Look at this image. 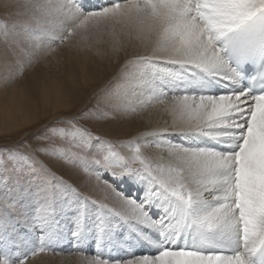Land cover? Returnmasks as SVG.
<instances>
[{
	"label": "snow or ice",
	"instance_id": "obj_1",
	"mask_svg": "<svg viewBox=\"0 0 264 264\" xmlns=\"http://www.w3.org/2000/svg\"><path fill=\"white\" fill-rule=\"evenodd\" d=\"M16 7L38 28L22 35L0 28V59L10 69L0 87L42 58L34 36L55 52L70 37L91 50L89 34L106 33L114 57L125 42L144 54L125 62L93 108L0 147V264H27L58 252L64 238L79 244L89 234L98 251L86 264H264V0H111L91 9L81 0H26ZM158 106L170 126L140 133L122 145L127 153L92 131L113 112ZM153 147L155 155L147 151ZM33 233L36 242L27 239ZM101 241L123 255H103Z\"/></svg>",
	"mask_w": 264,
	"mask_h": 264
},
{
	"label": "rangeland",
	"instance_id": "obj_2",
	"mask_svg": "<svg viewBox=\"0 0 264 264\" xmlns=\"http://www.w3.org/2000/svg\"><path fill=\"white\" fill-rule=\"evenodd\" d=\"M25 2L26 0H0V28L6 23L13 35H22L23 30L38 28L37 23L30 19V14L26 9L16 7ZM6 3H11L14 7L6 8ZM116 27L119 29V25ZM38 35L42 36V33L38 32ZM89 36L93 45L91 50L78 45L76 37H70L66 44L55 52H50L44 48L41 39H37L36 36L32 38V43L40 46L42 58L38 59L32 67L26 68L23 76H18L9 87H0V147L16 144L25 133L35 132L41 129L43 125L49 124L63 115L75 114L81 109L93 108L99 97L110 89L111 84L121 72L120 70L116 75H110L111 58L113 57L109 48L111 37L106 33L99 36L89 34ZM5 48L3 38H0V52ZM97 50L104 54L97 55ZM132 50L138 55L144 54V50L138 45L125 42L124 51L116 59L117 67L122 64L126 57L131 55ZM9 71L10 69L5 66V62L0 59V80L8 75ZM101 107L106 106L102 104ZM157 108L159 109V106ZM109 111L111 110L109 109ZM117 113H111L113 117L111 119L92 125V131L104 139L114 142L117 150L121 153H127L128 149L122 145L133 140L131 138L136 137L135 133H142L141 131L146 132L151 129L149 130L148 124L139 121L140 118L137 119L138 121H128L127 117L131 115L121 113L116 117ZM135 116L137 118L139 114L132 117ZM156 123L159 122L156 121ZM102 126H112L109 130L110 135L106 133L108 136H105L103 133H99L96 127ZM147 151L149 153L157 152L154 147L147 149ZM57 172L65 180L70 182L74 180V177L65 173L63 169L58 168ZM87 194L95 199L103 197V192L100 190H90ZM57 247L59 252H47L46 257L41 260L30 261L27 264H86V261L80 262L77 259L80 256L85 258V254L79 255L74 251L65 252L67 248L73 246L65 247L63 244H59ZM134 250L140 252L138 248ZM141 252L145 251L141 250ZM119 253H121L120 250H118L117 255ZM50 254L52 255L50 256ZM69 254L71 255L67 256Z\"/></svg>",
	"mask_w": 264,
	"mask_h": 264
},
{
	"label": "bare ground",
	"instance_id": "obj_3",
	"mask_svg": "<svg viewBox=\"0 0 264 264\" xmlns=\"http://www.w3.org/2000/svg\"><path fill=\"white\" fill-rule=\"evenodd\" d=\"M55 2H56V0H55ZM104 3V2H103ZM110 42V41H109ZM135 44V43H134ZM135 45H137V44H135ZM109 48H110V46H109ZM124 51V50H123ZM123 51H121L120 52V54L123 52ZM110 54L112 55V53H111V51H110ZM138 54H137V52H135V51H131V55L129 56V57H126L123 61H122V64L119 66V67H117V65H116V59H117V57H112L111 58V62H112V69L110 70V75L111 76H114V75H116L117 73H119V71L121 70V66H123L124 65V63H125V61H127V60H131V59H135L136 58V56H137ZM121 73V72H120ZM120 73H119V75H117L118 77L116 78V80H114L113 81V83L111 84V87H110V89H112L113 88V86L114 85H116V83H117V81L120 79ZM132 107L134 108L135 107V105L133 104L132 105ZM118 114L119 115H121V113H117L115 116L116 117H118ZM133 115H131L130 117H127V120L128 121H136L138 118H140V120L139 121H142L143 122V124H148L149 125V130L151 129V130H153V129H162V128H166V127H169L170 126V124H171V122H172V117L168 114V113H166V112H164V111H162L161 110V108H160V106H159V109L158 108H150L147 112H143V113H140L139 114V117H137L136 118V116L135 117H132ZM142 119V120H141ZM137 120V121H138ZM156 121H158L159 123H156ZM114 123H116V120H114ZM162 125V126H161ZM159 126H161V127H159ZM111 127L112 126H102V127H96L97 129H98V131H99V133L100 134H104L105 136H108V135H110V131L109 130H111ZM102 129H104V130H102ZM102 130V131H101ZM150 130V131H151ZM136 132H138V131H136ZM142 133H143V131H141ZM106 133H108V135H106ZM136 134V135H135ZM134 135L137 137L140 133H135ZM133 138H135V137H132L131 139H133ZM151 154H153V155H155L157 152L156 151H154V153L153 152H150ZM61 248H62V246H61ZM74 247H71V248H67V250H65V252H69V251H71V249H73ZM78 248V247H77ZM139 249V251L141 252V250H143V251H145V252H147V251H149L150 249L147 247V246H144V247H141V246H137L135 249ZM121 251V253H119L120 255H123V251L122 250H120ZM59 252V251H58ZM50 253H52V252H50ZM57 253V252H56ZM52 254H50V256H51ZM44 257H46V254L44 253V252H42V253H38L36 256H32V258L31 259H28V261H27V263H29L30 261H37V260H41L42 258H44ZM80 262H83V261H86V259L83 257V256H80V257H78L77 258Z\"/></svg>",
	"mask_w": 264,
	"mask_h": 264
}]
</instances>
